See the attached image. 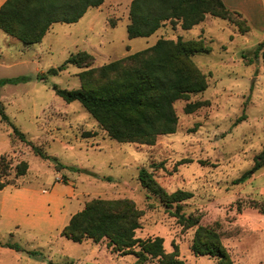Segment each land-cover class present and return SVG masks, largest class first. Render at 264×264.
<instances>
[{
	"label": "rangeland",
	"instance_id": "obj_1",
	"mask_svg": "<svg viewBox=\"0 0 264 264\" xmlns=\"http://www.w3.org/2000/svg\"><path fill=\"white\" fill-rule=\"evenodd\" d=\"M128 2L121 0L115 12L90 8L77 23L54 24L37 44L25 45L0 30V80L25 78L0 86L7 116V122L0 119V156L12 168L19 161L28 164L23 177L11 171L7 180L13 185L0 191V242L22 247L29 264H133V256L112 253L106 239L77 244L60 235L91 200L125 199L142 212L136 237L163 238L165 252L176 246L184 264L218 262L192 254L198 226L220 236L233 264H264V217L252 208L264 206V165L234 184L253 167L264 143V66L261 55H254L264 42V0H223L246 20L249 32L243 35L206 16L200 36L198 28L184 31L166 22L152 36L135 39L126 33ZM179 33L185 40L203 39L210 48L191 58L206 75L207 89L174 102L175 132L157 136L151 145L111 140L79 102L65 103L55 94V88H80L79 73L85 69L66 64L77 52L91 54V67L97 68L154 45L160 35L175 41ZM194 103L203 106L186 114V105ZM141 169L167 196L192 194L180 203L182 219L175 217V204L141 187ZM191 220L198 226L189 228Z\"/></svg>",
	"mask_w": 264,
	"mask_h": 264
},
{
	"label": "trees",
	"instance_id": "obj_2",
	"mask_svg": "<svg viewBox=\"0 0 264 264\" xmlns=\"http://www.w3.org/2000/svg\"><path fill=\"white\" fill-rule=\"evenodd\" d=\"M104 1L6 0L0 7V30L25 45L37 44L52 25L76 23L88 9L98 8ZM206 16L228 22L241 35L249 32L246 20L239 13L228 10L221 0H131L126 33L129 39L147 38L166 22L178 23L182 30L188 31L202 23ZM110 25L115 26V23L110 22ZM209 52L210 48L200 38L183 40L178 37L175 41L160 38L147 49L97 68L91 67L94 61L91 54L77 52L69 57L66 64L85 69L79 73L80 88H55L54 91L65 103L79 102L111 140L151 145L157 136L175 132L177 118L173 110L174 102L207 89L206 75L192 63L191 58ZM254 55L256 58L261 55L264 66V42L256 46ZM50 73L56 72L50 70ZM20 80L25 78L0 80V86ZM202 106L201 103L188 104L184 111L191 114ZM0 119L7 122L1 103ZM13 134L21 142H26L24 134L15 127ZM31 149L35 155L49 160L40 148L31 146ZM263 165L264 143L260 153L254 158L253 167L235 180L234 184L244 183ZM11 171L15 178L23 177L28 171V164L19 161L12 168L10 161L1 155L0 191L13 185L7 180ZM138 181L146 191L166 199V204H175V217L183 218L178 215L180 203L190 199L191 193L176 191L167 196L154 184L151 174L145 169L139 171ZM252 208L264 217V206L257 207L253 203ZM141 216L142 212L129 200L94 199L71 216L60 235L77 244L85 240L98 243L106 239L112 253L121 257L133 256V264H151L153 261L156 264H184L179 259L176 246H172V252H165L163 238L136 237ZM198 223V220H191L188 227L198 226ZM0 247L24 252L16 243L0 242ZM190 250L196 257H215L217 264H233L221 244L220 236L207 227L198 226Z\"/></svg>",
	"mask_w": 264,
	"mask_h": 264
},
{
	"label": "crops",
	"instance_id": "obj_3",
	"mask_svg": "<svg viewBox=\"0 0 264 264\" xmlns=\"http://www.w3.org/2000/svg\"><path fill=\"white\" fill-rule=\"evenodd\" d=\"M6 0H0V7H1V5L5 2ZM120 1L121 0H105L104 2H103V4L99 7V8H102V7H104V6H107L108 8H110V9H112L113 10V12H115L117 9H118V6L120 5ZM222 2H223V0H221ZM130 2H131V0H129V2H128V4L126 5V6H128L129 7V4H130ZM88 11H89V9L87 10V12L84 14V16L80 19V20H82L86 15H87V13H88ZM127 19V18H126ZM206 19L207 18H205V20L204 21H206ZM79 20V21H80ZM78 21V22H79ZM203 21V22H204ZM128 22V21H127ZM203 22L202 23H200L199 25H197V26H195V27H193L192 29H195V28H198L197 29V31H196V36H200V34H201V32H202V29H203V27H201V25L203 24ZM77 23V22H76ZM128 24V23H127ZM53 26V25H52ZM51 29V28H50ZM180 30H181V28H179ZM191 29V30H192ZM160 30V29H159ZM158 30V31H159ZM179 30V31H180ZM188 31H190V30H188ZM157 32V31H156ZM155 32V33H156ZM171 32L172 33H174L175 34V30H171ZM154 33V34H155ZM47 34V33H46ZM180 35H177V36H180L181 37V33H179ZM152 36V35H151ZM162 35H160L159 36V38L158 39H160V38H164V37H161ZM167 38H169L170 40H172V39H174V37L173 36H171V35H169V37H167ZM182 38V37H181ZM157 39V40H158ZM183 39V38H182ZM183 40H185V39H183ZM157 42V41H156ZM153 46V45H152ZM151 47V46H150ZM149 48V47H148ZM147 49V48H146ZM123 58V57H122ZM30 263V261H29V259H28V257L26 256V254L25 253H21V252H15V251H13V250H11V249H8V248H2V247H0V264H29Z\"/></svg>",
	"mask_w": 264,
	"mask_h": 264
}]
</instances>
